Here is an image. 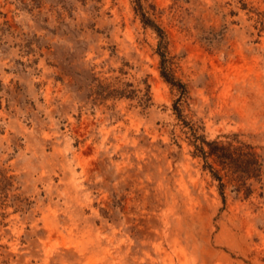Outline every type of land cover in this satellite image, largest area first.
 Instances as JSON below:
<instances>
[{
	"label": "rangeland",
	"instance_id": "374dc122",
	"mask_svg": "<svg viewBox=\"0 0 264 264\" xmlns=\"http://www.w3.org/2000/svg\"><path fill=\"white\" fill-rule=\"evenodd\" d=\"M141 5L179 114L134 0H0V264H264V185L194 146L264 160V0Z\"/></svg>",
	"mask_w": 264,
	"mask_h": 264
},
{
	"label": "trees",
	"instance_id": "16d2710c",
	"mask_svg": "<svg viewBox=\"0 0 264 264\" xmlns=\"http://www.w3.org/2000/svg\"><path fill=\"white\" fill-rule=\"evenodd\" d=\"M134 2L143 24L152 28L159 38L157 52L161 59L160 73L162 78L180 93L174 103V108L179 114V104L187 91L185 84L176 79L171 72L165 33L144 11L141 0H134ZM194 146L197 154L205 161L204 167L209 170L214 179L219 181L221 192L225 185H230L236 194H242L248 198L254 192V183L264 185V160L253 146L238 140L236 135L225 142L207 141L202 136L194 135ZM208 159H212L217 168L209 163Z\"/></svg>",
	"mask_w": 264,
	"mask_h": 264
}]
</instances>
